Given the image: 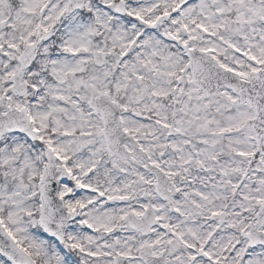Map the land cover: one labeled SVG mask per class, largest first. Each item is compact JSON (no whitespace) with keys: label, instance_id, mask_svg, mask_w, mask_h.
Returning a JSON list of instances; mask_svg holds the SVG:
<instances>
[{"label":"snow or ice","instance_id":"6c2138e0","mask_svg":"<svg viewBox=\"0 0 264 264\" xmlns=\"http://www.w3.org/2000/svg\"><path fill=\"white\" fill-rule=\"evenodd\" d=\"M0 264H264V0H0Z\"/></svg>","mask_w":264,"mask_h":264}]
</instances>
